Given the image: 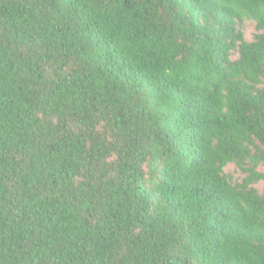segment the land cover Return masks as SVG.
Wrapping results in <instances>:
<instances>
[{"label": "trees", "instance_id": "trees-1", "mask_svg": "<svg viewBox=\"0 0 264 264\" xmlns=\"http://www.w3.org/2000/svg\"><path fill=\"white\" fill-rule=\"evenodd\" d=\"M262 167L264 0H0V264H264Z\"/></svg>", "mask_w": 264, "mask_h": 264}, {"label": "rangeland", "instance_id": "rangeland-1", "mask_svg": "<svg viewBox=\"0 0 264 264\" xmlns=\"http://www.w3.org/2000/svg\"><path fill=\"white\" fill-rule=\"evenodd\" d=\"M244 33L245 39L249 42H252L256 34L255 24L250 22L245 23ZM260 171L264 173V168H260ZM225 172L229 174L235 181H241L244 177L243 173H241V171L238 170L234 165H229L225 169ZM255 188H257L260 192H264V182L258 183L255 185Z\"/></svg>", "mask_w": 264, "mask_h": 264}]
</instances>
